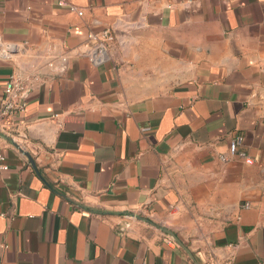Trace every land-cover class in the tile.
<instances>
[{
  "label": "crops",
  "instance_id": "crops-1",
  "mask_svg": "<svg viewBox=\"0 0 264 264\" xmlns=\"http://www.w3.org/2000/svg\"><path fill=\"white\" fill-rule=\"evenodd\" d=\"M64 1L0 0V97L38 76L0 132V264H264V0Z\"/></svg>",
  "mask_w": 264,
  "mask_h": 264
},
{
  "label": "built area",
  "instance_id": "built-area-1",
  "mask_svg": "<svg viewBox=\"0 0 264 264\" xmlns=\"http://www.w3.org/2000/svg\"><path fill=\"white\" fill-rule=\"evenodd\" d=\"M58 6H64V0H57ZM70 10L76 12L78 16H82V12L75 7L69 6ZM113 36L110 30H105L99 34L89 36V41L83 46L82 50L77 54L84 56L92 66H100L105 64L110 59V45L113 42ZM9 52V51H8ZM10 56L5 54V57ZM62 62H66L64 56L61 57ZM51 66V64H49ZM38 82V76L35 74L27 75L21 71H15L8 77L3 93L0 97V132L5 133L10 131V125L13 118L22 114L26 110V98ZM242 141L241 137L235 138L230 146L229 151L232 155L239 158H245V154L239 151L238 147ZM225 161L224 158H221ZM9 168L5 162V157L0 152V171L5 172ZM245 207H248L246 204ZM228 249H233V246H228ZM207 264H233L229 259H222L211 256Z\"/></svg>",
  "mask_w": 264,
  "mask_h": 264
},
{
  "label": "water",
  "instance_id": "water-1",
  "mask_svg": "<svg viewBox=\"0 0 264 264\" xmlns=\"http://www.w3.org/2000/svg\"><path fill=\"white\" fill-rule=\"evenodd\" d=\"M6 50L9 51V52H15L16 51V46H13V45H7L6 46ZM26 157L28 158L29 162L32 164V166L35 168L34 166V162L33 160L31 159V157L26 154ZM39 175V173H37Z\"/></svg>",
  "mask_w": 264,
  "mask_h": 264
}]
</instances>
